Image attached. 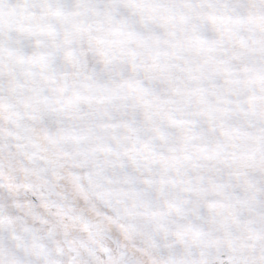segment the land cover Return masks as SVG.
Instances as JSON below:
<instances>
[{"label":"snow or ice","instance_id":"1","mask_svg":"<svg viewBox=\"0 0 264 264\" xmlns=\"http://www.w3.org/2000/svg\"><path fill=\"white\" fill-rule=\"evenodd\" d=\"M0 264H264V0H0Z\"/></svg>","mask_w":264,"mask_h":264}]
</instances>
